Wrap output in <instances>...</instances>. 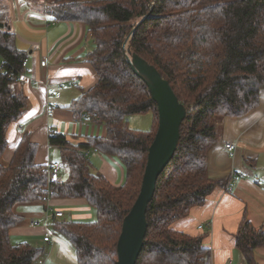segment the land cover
Listing matches in <instances>:
<instances>
[{"label":"trees","instance_id":"obj_1","mask_svg":"<svg viewBox=\"0 0 264 264\" xmlns=\"http://www.w3.org/2000/svg\"><path fill=\"white\" fill-rule=\"evenodd\" d=\"M52 21L86 25L94 49L89 63L98 81L69 108L103 124L104 136L74 145L55 133L65 177L49 182L47 168L35 163L38 145L25 132L11 160L1 161L6 132L18 121L27 99L16 87L27 53L16 46L6 6L0 4V264H34L44 249L12 242L10 230L22 216L18 205L48 199H83L95 210L92 221L53 218L52 227L72 246L76 264H116L122 221L137 198L154 138L158 114L147 85L127 56L137 54L169 82L186 115L173 157L159 175L146 212L147 230L136 264H211L204 234L189 235L171 224L204 204L219 184L207 173V154L218 135L216 122L256 109L264 92V0H45ZM123 47V43L126 40ZM151 113L147 130L130 128L126 118ZM216 118L214 121L213 119ZM117 158L124 181L113 185L94 171L86 154ZM235 247L244 264H261L264 230L243 215Z\"/></svg>","mask_w":264,"mask_h":264},{"label":"crops","instance_id":"obj_2","mask_svg":"<svg viewBox=\"0 0 264 264\" xmlns=\"http://www.w3.org/2000/svg\"><path fill=\"white\" fill-rule=\"evenodd\" d=\"M44 3L45 0H0L8 10L9 27L15 33L16 46L27 53L26 66L16 85L27 103L18 121L11 123L6 132L7 145L1 158L4 165L11 160L25 132H29L31 141L38 145L35 163L45 167L60 162L59 147L49 144V128L65 135L74 145L88 136L106 134L103 124L88 118L78 121L69 108L98 81L89 63L88 55L94 44L87 27L77 21H52L43 9ZM42 60L46 61L45 65H41ZM52 101L57 106L53 116L48 117L46 107ZM126 120L130 128L147 130L152 126L153 115L135 114ZM221 121L216 141L207 154L208 177L219 184L204 204L192 207L186 217L174 221L171 227L192 236L204 234L203 242L210 249L211 264H244V257L234 242L241 218L245 215L252 226L264 230V92L260 94L256 109L245 116ZM227 142L236 145L233 156L224 148ZM86 154L94 171L113 185L122 184L125 169L117 158L94 150ZM231 170L243 175L226 190ZM61 176H66L63 167L58 179ZM254 179L259 184H254ZM89 208L83 199L69 198L18 205L15 211L22 216V221L10 230V235L28 241L40 237L44 243L42 236L47 226L44 220L49 211L60 210L64 214L61 218L69 215L70 219L83 220L92 216ZM200 224L204 231L198 229ZM54 239L57 242L51 248L53 252L58 245L65 246L60 237L53 235ZM262 254L264 251L255 249L256 260L264 264L258 259ZM51 255L40 256L34 264H47Z\"/></svg>","mask_w":264,"mask_h":264},{"label":"water","instance_id":"obj_3","mask_svg":"<svg viewBox=\"0 0 264 264\" xmlns=\"http://www.w3.org/2000/svg\"><path fill=\"white\" fill-rule=\"evenodd\" d=\"M0 27H3L1 24ZM127 41H124L123 47ZM132 71L147 85L156 104L158 125L154 138L148 148L147 162L141 187L130 211L122 221L117 241L116 264H136L144 245L147 230L146 212L152 200L156 182L174 155L180 138V125L186 115L184 105L178 100L160 72L135 53L127 56Z\"/></svg>","mask_w":264,"mask_h":264},{"label":"built area","instance_id":"obj_4","mask_svg":"<svg viewBox=\"0 0 264 264\" xmlns=\"http://www.w3.org/2000/svg\"><path fill=\"white\" fill-rule=\"evenodd\" d=\"M40 63H41V65H45L46 61L42 60ZM25 66H26V59L23 60V62H22L23 70H24ZM56 106H57V103L55 101L49 102L47 104L46 115L48 117H52L53 116L54 109H55ZM76 119L78 121L87 120V115L86 114H82ZM54 134H55V130L53 128H49L48 136H52ZM224 148L226 149V151L228 152V154L230 156H233L235 154L236 145L234 143L227 142V143L224 144ZM61 167L62 166H61L60 162H52L46 167L47 168V179H48L49 182H53V181H56L58 179V175H59V172L61 170ZM242 175L243 174L242 173L240 174L238 171L231 170L230 173H229V179H228V182H227V185H226V187H227L226 190H230V187H231L232 183L234 182V180L237 179L238 177L242 176ZM258 182L259 181L256 180V179L253 180L254 184H259ZM48 209H49V207H48ZM63 215H64L63 212L58 210V211H53V213L50 215V217L61 218ZM198 229L204 231L203 225L202 224L198 225ZM54 232L55 231H54L53 227L47 225L45 227V231H44L43 236H42V241L44 243H46V244H50L52 242V237L55 234Z\"/></svg>","mask_w":264,"mask_h":264},{"label":"rangeland","instance_id":"obj_5","mask_svg":"<svg viewBox=\"0 0 264 264\" xmlns=\"http://www.w3.org/2000/svg\"><path fill=\"white\" fill-rule=\"evenodd\" d=\"M6 12H7V18H8V10ZM147 114H150V113H147ZM215 119L216 118H214L213 121ZM221 122L222 121L216 122V127L218 129L221 127ZM89 209H90V212L92 213V216L91 217H88L86 219H83V220L92 221V220L95 219V210L93 208H89ZM249 210H250V208H249ZM260 213H262V212H260ZM51 214H52V212L49 211L48 214L45 217V220H44L45 223L44 224H47L49 226H52V224H51L52 220H51V217H50ZM64 218L65 219H68V218L70 219L69 215L68 216H65ZM54 236L55 237H60L62 239V241L65 243V246L58 245L57 248H54V252L52 251L51 248H52V246H55L54 244H56V242H57L55 239H54V241L52 240L53 242L51 244H49V245L42 243L40 241V237L35 238V239H32V241H30V240L28 241V239H23L20 236H18L16 239H15L14 236H11V240H12V242H22V241H25V242L33 245V246H38V247L43 248L44 249V252H43L42 255H47L48 256V255L52 254L51 257L49 258L47 264H76V255H75V251L72 248V246L67 242V240H65V238L61 234H59V233L56 232L54 234ZM47 249H48V251H47ZM258 249H261L262 251H264V247L258 248ZM254 257L257 258V256H254ZM258 259L261 262H264V254L259 255L258 256Z\"/></svg>","mask_w":264,"mask_h":264}]
</instances>
